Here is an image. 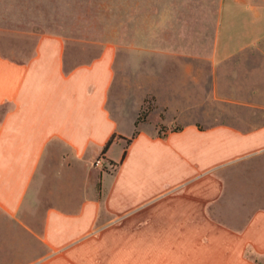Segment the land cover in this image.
Listing matches in <instances>:
<instances>
[{"label": "crops", "instance_id": "obj_1", "mask_svg": "<svg viewBox=\"0 0 264 264\" xmlns=\"http://www.w3.org/2000/svg\"><path fill=\"white\" fill-rule=\"evenodd\" d=\"M212 5L214 30L194 34L211 44L152 46L136 64L150 77L136 100L120 79L129 132L110 106L108 48L71 67L58 35L25 57L0 52V264H264V193L246 199L239 187L264 175V34L231 47L223 22L264 15V0ZM174 81L195 103L165 88ZM147 98L154 109L128 145ZM113 135L105 166H95ZM125 149L121 166L103 171Z\"/></svg>", "mask_w": 264, "mask_h": 264}, {"label": "rangeland", "instance_id": "obj_2", "mask_svg": "<svg viewBox=\"0 0 264 264\" xmlns=\"http://www.w3.org/2000/svg\"><path fill=\"white\" fill-rule=\"evenodd\" d=\"M183 1L189 4L180 5ZM191 1L196 0H0V52L13 58L25 57L42 36L58 35L66 41V61L71 67L94 61L108 48L115 67L110 106L116 105L114 116L123 129L133 131L128 119L120 120V79L124 85L130 83L124 88H133L136 100L142 95V86L150 87V77L136 67L148 62L152 46H191L198 40L199 45L207 46L212 42L208 36L197 39L194 34L196 30L206 34L214 30L217 6L212 4L216 0H205L203 6L191 5ZM229 16L233 17L231 26L228 28L230 17H224L223 22L225 31L235 35L231 47L253 42L264 34L263 14L259 17L251 11ZM136 72H139L136 79L130 77ZM170 87L182 95L178 101L195 103L183 98L187 95L184 85L174 81L165 88ZM189 118L185 115L183 120L187 122ZM124 146L113 148L111 156L118 159ZM115 170L110 165L103 167V171ZM239 182L246 199L264 193V175ZM126 264L148 263L128 261Z\"/></svg>", "mask_w": 264, "mask_h": 264}, {"label": "trees", "instance_id": "obj_3", "mask_svg": "<svg viewBox=\"0 0 264 264\" xmlns=\"http://www.w3.org/2000/svg\"><path fill=\"white\" fill-rule=\"evenodd\" d=\"M150 100L152 101V103H151ZM153 100H154L153 98L152 99L148 98V99L145 100L143 108H142V110H141V112H140V114H139V116L137 118V121L135 123V127H136L135 132H134L132 138L127 140V144L128 145H130L132 143V141L136 138V136L139 134V130H138L139 125L147 120L149 113L154 109ZM180 129H181L180 127L176 126V127H173L171 130L178 131ZM168 131H169V129L166 126L161 125L160 126V130H159V135L163 137V136H165V134ZM116 137H117V135H113L110 138V140L108 141L106 146L103 148L99 159H105L106 158V154H107L108 150L110 149V147L112 146V144L114 143V141L116 140ZM125 157H126V149H125V151H124V153L122 155V158H121V160L119 162H115V161H112V160H108L107 162L112 168H115L117 170V168L119 166H121V164L123 163Z\"/></svg>", "mask_w": 264, "mask_h": 264}, {"label": "built area", "instance_id": "obj_4", "mask_svg": "<svg viewBox=\"0 0 264 264\" xmlns=\"http://www.w3.org/2000/svg\"><path fill=\"white\" fill-rule=\"evenodd\" d=\"M103 165V161H102V159H98L96 162H95V166H99V167H101Z\"/></svg>", "mask_w": 264, "mask_h": 264}]
</instances>
